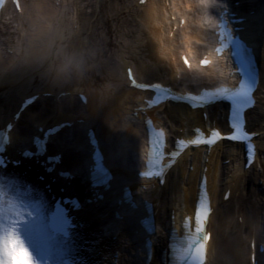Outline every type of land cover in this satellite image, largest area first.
I'll return each instance as SVG.
<instances>
[{
	"label": "bare ground",
	"instance_id": "obj_1",
	"mask_svg": "<svg viewBox=\"0 0 264 264\" xmlns=\"http://www.w3.org/2000/svg\"><path fill=\"white\" fill-rule=\"evenodd\" d=\"M68 0H63L62 5L59 9L51 7L40 11L41 16L50 17L48 23L51 24V30L46 32L45 35L41 36V40H53L55 41L54 46L64 44L73 45L81 50L88 51L95 44L100 43V47H97L94 51L95 56L90 58L88 66L84 73L76 79L71 80L68 83L52 87L50 84L40 82V85H36L35 82L38 80H15L9 79L3 83H0V119L5 120L10 118L9 116L13 113L14 109L18 104L19 98L23 95L31 93V91L41 90H53L57 91L64 88H74L86 91L88 96V113L85 114V109L80 105L79 100L74 97H66L61 99L60 109L56 112L57 105L50 99L37 101L24 110L21 114L16 129L13 132V141L15 143L22 141V136L26 132H30V128L35 123H54L59 120L73 118L74 115H84L90 117V123L92 126L97 127V132L100 137L105 141V146L108 151L114 150V148L123 140L126 141L127 149L124 152L125 163L122 166H117L114 161L112 165L117 174L115 184L119 185L123 180L135 179L132 167L135 165L134 157H136V151L139 149L140 139L142 132V124L140 121L131 119L132 106L139 99V94L134 89L128 87L125 82L124 67L126 65L132 66L135 78L140 81H145L146 70L155 63V59L158 58L159 52L163 51L168 57L176 56L179 57L183 45L192 44V54H199L202 47L197 45L195 41L197 39L204 38L203 43L207 41L209 36L208 27L210 26V13L209 10L212 1L214 0H171L172 6L167 8L165 0H153L146 3L144 6H135L131 9L130 6L135 4V0H72V5L79 4L81 7V13L78 23V28L73 32L72 23L67 20V17L71 18V13L63 12L64 6ZM98 1V10L102 13L103 18L101 22L93 19L95 11H93V4ZM39 0H22L25 14L35 15V9L33 5L38 3ZM50 4V2L48 1ZM52 5V4H51ZM245 8L254 6L256 18L258 21V32L261 37V61H262V76L263 80L261 83V94L260 102L256 109L248 112V126L254 127L256 123L257 127L252 128L253 131H261L260 136L257 138L259 151L257 153L254 169L249 171L243 170L242 166V147L239 145L229 144H218L214 149L213 157L211 158L210 172H209V189L213 195V203H215L214 211L210 215V228H211V239L209 245V261L208 264H227L226 256H223L224 250H230V241L236 239L238 234H241V228L244 229V233H258L260 238L264 234V191H260L257 188V175L262 172L264 176V127L259 125V122L264 123V0H243ZM90 8V13L87 9ZM105 10V11H104ZM173 10V11H172ZM104 13H103V12ZM172 11V12H171ZM105 12L109 13V16H105ZM98 14V12H97ZM175 16L177 23L179 16H185L187 22L183 28L177 27L173 33L172 38L168 37V31L171 29L172 22L170 18ZM177 15V16H176ZM254 16V15H253ZM251 16V18H253ZM27 17V18H28ZM116 17L122 18L121 29L118 32L106 30L104 28V21L112 19L116 22ZM108 18V19H107ZM255 18V17H254ZM13 23L22 20L20 16L14 15ZM170 21V22H169ZM106 26V25H105ZM83 27L88 31L87 41L88 43L76 42L79 39V35L83 32ZM162 28L161 32H157L158 28ZM103 32V35H102ZM1 35H7L6 42H2L0 47L5 44L12 46L18 40V35L11 33L6 30L4 33L0 32ZM116 37H120V40L124 42V46L116 47ZM70 39L67 43H65ZM6 47V46H5ZM0 50V58L4 57V48ZM110 51V55H116L120 57L119 63L113 65L112 68L107 67L109 57L104 61L97 59ZM91 52V51H90ZM155 53V57H154ZM98 56V57H97ZM97 59L94 61V59ZM167 60V63L169 61ZM113 69V70H112ZM98 72V75L96 74ZM192 75V77H191ZM172 72L167 75H159L152 78V81H164L172 82ZM189 79L198 82L212 81L217 78V74L211 67L200 69L189 75ZM196 78V79H195ZM40 80V79H39ZM113 84L116 87L108 93L105 91V85ZM68 85V86H67ZM220 105L213 107L210 111V116H217L219 112L218 108ZM39 114V119L36 118ZM200 111H188V109L179 104L164 106L160 108L157 113V120L165 125H177L183 128H187V133L190 132V126L195 121L201 120ZM86 123V124H88ZM81 125L75 126L74 133L71 136V142L76 145L79 151L76 153L67 147L68 137L66 131L61 132L56 136V140L49 147V153L57 150L63 151V161L61 165L66 168H77L82 159L86 156L84 153V139L81 133ZM201 151L187 152L184 155V159L171 170L170 174L166 178L165 185L163 188H158L154 193V199L156 204L157 220L160 227L167 225L168 212L170 206H174L177 212H180V204L182 199L186 196L187 201L192 203L194 199L196 175L200 172L202 167ZM224 154L225 158H230L229 165H222V159L220 155ZM189 156L191 158H189ZM224 158V159H225ZM194 162L195 174L194 177L187 178L185 180L179 179L178 175L186 174V169L189 161ZM234 167V171H230V168ZM230 173V182L234 181L237 189L239 188V182L245 180V185L250 183L251 180L256 179L255 188L251 195L246 197H240L231 199L227 204L220 202L219 194L224 188L223 174ZM230 171V172H229ZM1 173V172H0ZM221 173V175H220ZM220 175V179H218ZM8 179H13L8 176ZM252 185L246 188V193L249 192ZM77 189H81L80 186H75ZM21 190V189H20ZM22 192V190H21ZM251 192V191H250ZM245 193V194H246ZM29 197L41 199V193L39 192L36 196L34 193L29 192ZM17 193L15 187L12 190H7V196L3 198L6 201L5 204L0 205L4 211H8L12 208L15 202ZM241 208L242 222L239 224L236 220L237 210ZM242 206V207H240ZM107 214H110L108 212ZM218 214V215H217ZM88 230L80 231L76 238L77 243L82 244L84 240L96 241L94 245H89L85 248L80 249L79 253L75 255L76 264H80L81 259L84 264H110V260L113 254L118 251L120 253V259L118 264H142L143 259L140 258L136 251L138 240L131 239L130 236V225H133V221L124 225L123 230L109 232V236H104L103 227L105 220L99 215L88 212L85 216ZM249 218V219H248ZM118 234V238L115 240L112 236ZM252 236V235H251ZM251 236H248L247 247L244 246V250L239 254V249L235 252L238 255L234 262L230 264H249V240ZM254 237V236H253ZM261 239V238H260ZM166 240V232H159L157 236L156 245L164 244ZM92 251L91 255L87 251ZM245 258L246 263L243 259ZM243 260V262H242ZM79 261V262H78ZM260 264H264V261H259Z\"/></svg>",
	"mask_w": 264,
	"mask_h": 264
},
{
	"label": "snow or ice",
	"instance_id": "obj_2",
	"mask_svg": "<svg viewBox=\"0 0 264 264\" xmlns=\"http://www.w3.org/2000/svg\"><path fill=\"white\" fill-rule=\"evenodd\" d=\"M141 6L146 4V0H139ZM19 7V5H17ZM55 7L59 9L60 5L57 2L55 5L48 3V0H39L38 3L33 5L36 10L35 15H30L26 19H22L20 26L18 27V40L16 44H13L9 49H6L4 57L0 58V83L7 80H35L39 77L43 83L50 84L52 87L62 85L63 83H53L43 77L38 71V64L44 57L48 47L54 46L53 40H41V36L51 30V24L48 23L50 17L41 16L39 13L42 10ZM73 5L71 0L65 4L63 12L70 13ZM216 6H213L215 11ZM225 11L227 9L225 8ZM172 20L176 17L172 16ZM185 21L181 19L179 25H183ZM204 38L197 39L195 43L200 46H204ZM233 44L237 49H241L242 45L239 41H233ZM214 52L220 53L221 48L217 47L213 49ZM155 57V53H154ZM183 65L191 70L192 64L189 62L187 56H181L180 58ZM168 57L163 51L159 52L158 58L155 59V63L152 64L145 72V81L138 83L134 76L133 69L128 67L125 72V82L129 83L134 89H143L154 93L152 99L147 101V105L151 108L153 105L159 104L163 94L170 93L171 89L164 88L160 83H153L152 78L159 75H167L170 72L171 65L167 63ZM212 63L207 56H204L198 61L201 68H207ZM237 74L245 76L247 79H242L235 90L227 88H219L218 93L222 94L221 98L230 100L232 104V116L230 127L234 130L228 135H222L219 130L211 129L207 136H204L200 129L195 130L196 138L187 142L178 140L176 142L177 150L168 154V163L159 165H153V157L160 159L164 158L162 150H158V145L163 143V132L158 133V141L153 142L151 138L148 140L149 151L148 164L149 167H155V171L141 172L140 175L148 178H155L159 184L163 185L166 182V176L175 163L181 152L191 146L213 145L221 140H230L236 142H248L247 148L249 152V161L251 162L252 145L250 143L251 136L243 131V119L242 111L248 107L253 101L250 97L251 84L253 82L251 74L249 72L248 62L246 58H242L240 66L236 69ZM173 79H176L173 74ZM186 80H189V74L185 73ZM191 82V80H189ZM105 91L110 93L116 86L109 83L104 86ZM217 93H214V95ZM40 97L34 96L24 102L25 105H31L35 103ZM164 98H169L164 96ZM190 101H198L192 106H203L206 103L202 97L188 96ZM19 116V114H18ZM17 116V119H18ZM39 119V114L36 116ZM90 117L84 115H74L69 121L57 124L54 127H49L45 133L46 136H55L61 131L66 130L67 147L75 150L76 145L71 142V136L74 133L76 124L85 126L90 122ZM150 125L151 121H147ZM90 143H95L94 134L89 131L87 133ZM127 149L126 141H121L112 152V159L117 166H122L125 163L124 152ZM3 147H0V152H3ZM158 152V155H157ZM23 157L31 158L33 153L30 151H24ZM59 161V157H52ZM7 161L0 159V168L6 165ZM14 164L19 165L20 161H13ZM53 169L49 168L51 172ZM61 177L71 178L73 175L68 171H61L59 173ZM113 177L108 171L103 168L100 163H97L92 170V186L96 187L99 184L107 185ZM17 185V179H8V174L0 173V197L7 196V190H12L15 187L17 196L15 198L14 205L8 211H4L0 208V264H76L75 255L79 253L80 249L89 245H94L96 241L84 240L82 244L77 243L75 235L70 233L69 229L73 228L72 222L67 219L66 213L62 208H58L56 213L50 216L45 215L46 205L42 199H36L29 197L30 189H25L21 192ZM203 189V182L201 185ZM125 198H128L129 194L125 192ZM6 201L0 198V204H5ZM73 208L79 209L80 203L76 200L71 201ZM135 207V205H133ZM211 209L206 200V192L201 191L197 200L195 208V229L189 231L188 218H185L183 227L185 228V240L181 242L187 244V247L181 246L176 248L174 244H169L170 251H177L181 253V259H188L192 261V264H205V257L207 252V243L210 239L209 234L205 231V225L207 223L208 216ZM145 228L148 233L155 235L156 228L154 221H144ZM259 255L264 257V246L259 250ZM151 249L148 248V257L150 259ZM80 264H84L81 259Z\"/></svg>",
	"mask_w": 264,
	"mask_h": 264
},
{
	"label": "clouds",
	"instance_id": "obj_3",
	"mask_svg": "<svg viewBox=\"0 0 264 264\" xmlns=\"http://www.w3.org/2000/svg\"><path fill=\"white\" fill-rule=\"evenodd\" d=\"M94 55V52L73 45L51 46L40 60L37 71L50 82L68 83L84 73Z\"/></svg>",
	"mask_w": 264,
	"mask_h": 264
},
{
	"label": "rangeland",
	"instance_id": "obj_4",
	"mask_svg": "<svg viewBox=\"0 0 264 264\" xmlns=\"http://www.w3.org/2000/svg\"><path fill=\"white\" fill-rule=\"evenodd\" d=\"M25 19V18H24ZM118 21L120 22L121 21V19L120 18H118ZM118 22V23H119ZM112 27V26H111ZM113 27H114V25H113ZM114 28H116V31L119 29V28H117V27H114ZM87 30H85V29H83V32L79 35V39H78V41H76V42H83V43H88V41H87V36H86V34H87ZM102 35H103V33H102ZM70 39H68L65 43H67L68 41H69ZM117 45L116 46H119V45H123V42L122 41H120L119 40V38L117 39ZM68 44V43H67ZM101 45H100V43L98 44H95L93 47H91L90 48V50H88L89 52L91 51V52H94L95 51V49L97 48V47H100ZM95 56V55H94ZM98 57V56H97ZM97 57L94 59V61L97 59ZM109 57V63H108V66L107 67H109V64H110V66L111 67H109V68H112V66L113 65H116V64H118V61L120 60V57H117L116 55H110V53L108 52H106V54H104V55H101L98 59H97V61H100L101 59H104V61L107 59V58ZM113 70V69H112ZM96 74L98 75V72H96ZM39 80V79H38ZM40 82L41 81H37V85H39L40 84ZM260 125H262L263 127H264V123H263V121H261L260 122ZM259 175L261 176V175H263L262 173H259ZM253 186V188H254V186H255V184L254 185H252ZM248 187V185H246V188ZM245 192H246V189H245V191H243L241 194H240V197L242 198V197H246L247 198V196H246V194H245ZM240 207H242V206H240ZM241 209V208H240ZM218 215V214H217ZM249 219V218H248ZM244 229L243 228H241V234H238V236H237V238L236 239H232V241H230V250L231 251H227V250H224L223 251V256H226L225 257V259L227 260V264H230L231 262H234L235 260H236V257L238 258V255L236 254V250L237 249H239V254L241 253V251L242 250H244V246H246L247 247V239L245 238V236H244ZM240 256H241V254H240ZM241 259H243L244 261L246 260L245 258H241ZM243 260H242V262H243ZM244 263V262H243ZM245 263H246V261H245ZM247 264V263H246Z\"/></svg>",
	"mask_w": 264,
	"mask_h": 264
}]
</instances>
